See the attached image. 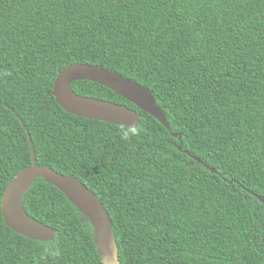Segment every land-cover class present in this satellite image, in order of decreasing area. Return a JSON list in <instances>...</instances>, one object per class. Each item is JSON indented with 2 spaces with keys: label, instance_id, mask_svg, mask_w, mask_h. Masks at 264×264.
<instances>
[{
  "label": "trees",
  "instance_id": "obj_1",
  "mask_svg": "<svg viewBox=\"0 0 264 264\" xmlns=\"http://www.w3.org/2000/svg\"><path fill=\"white\" fill-rule=\"evenodd\" d=\"M73 64L148 88L171 131L90 81L74 93L131 109L137 128L66 113L53 84ZM32 151L99 198L121 264H264V0H0V208ZM23 204L55 237L13 231L0 209V264H104L53 185L36 177Z\"/></svg>",
  "mask_w": 264,
  "mask_h": 264
},
{
  "label": "water",
  "instance_id": "obj_2",
  "mask_svg": "<svg viewBox=\"0 0 264 264\" xmlns=\"http://www.w3.org/2000/svg\"><path fill=\"white\" fill-rule=\"evenodd\" d=\"M75 81H90L110 89L118 96L150 114L171 131L164 112L148 88L112 71L87 64L68 66L58 74L54 81L53 96L59 107L66 113L129 128L135 124L134 129L137 128L139 121V116L131 109L104 100L75 94L72 88V83ZM173 135L177 136V134ZM180 138L182 139L181 136ZM29 141L31 143L30 138ZM180 150H182L181 147ZM194 158L210 172L218 173L217 169L199 158ZM36 177H42L45 182L57 188L90 220L96 237H98L97 249L103 263L121 264L112 218L99 198L78 178L65 176L52 169L37 165L33 151L31 165L13 177L4 189L0 209L5 223L13 231L30 239L47 241L55 237V232L51 227L29 215L24 208L23 196L32 186ZM251 192L257 195L254 191ZM257 196L264 202L262 196Z\"/></svg>",
  "mask_w": 264,
  "mask_h": 264
},
{
  "label": "clouds",
  "instance_id": "obj_3",
  "mask_svg": "<svg viewBox=\"0 0 264 264\" xmlns=\"http://www.w3.org/2000/svg\"><path fill=\"white\" fill-rule=\"evenodd\" d=\"M133 129L136 127L135 124L131 126ZM128 133H125L124 134V138L127 139L128 138ZM46 253L50 256H58L59 255V250L52 247V246H49L45 249Z\"/></svg>",
  "mask_w": 264,
  "mask_h": 264
}]
</instances>
